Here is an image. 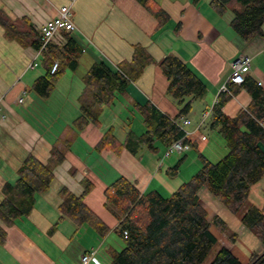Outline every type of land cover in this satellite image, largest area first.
<instances>
[{"label": "crops", "instance_id": "0c3cea01", "mask_svg": "<svg viewBox=\"0 0 264 264\" xmlns=\"http://www.w3.org/2000/svg\"><path fill=\"white\" fill-rule=\"evenodd\" d=\"M70 2L0 0V10L18 23L22 31H33L19 39L0 24V202L4 185L16 182L17 171L29 154L47 164L55 147L65 152V159L53 167L54 179L49 189L36 194L32 212L11 226L0 220L7 232L5 242L0 245V264H83L81 256L91 249H97V257L103 264H111L108 252L119 250L116 248L119 239L112 233L119 221L106 206L105 189L124 176L141 193L157 191L167 196L198 172L202 165L200 153L213 162L222 158L228 149L219 131L210 129L211 116L204 126L197 128L202 113L219 99L222 86L229 85L231 62L238 56L251 57L247 75L264 88V37L243 41L230 26L232 13L219 14L210 0H74L71 16L77 29L72 36L84 51L78 67L67 68L50 95L43 97L33 89V84L46 73V66L42 64V55L37 56L38 49L32 41L37 39L36 32L40 34L41 25ZM145 3L163 10L167 15L165 21L161 23ZM65 42L64 33L53 40L60 45ZM137 45L145 47L154 61L124 92L117 94L113 104L103 107L98 125L76 129L73 121L81 113L79 96L91 64L104 61L116 69L133 59ZM168 54L184 60L206 85L205 93L193 100L191 112L182 115L190 120L187 129L192 133L188 137L192 140L191 148L167 156L166 148L159 142L156 151L145 144L136 153L127 147L120 153L113 148L97 150V143L111 127L121 142L130 130L137 135L144 132L136 103L152 102L169 117L179 115L181 105L168 93L169 80L158 64ZM35 58L38 65L29 67ZM251 101V94L242 88L222 110L235 116ZM85 179L93 183L85 197L86 204L105 223L113 216L116 218L113 226L106 223L110 231L105 236L89 224L78 226L68 217L61 218L60 190L66 187L81 195ZM201 189L199 197L209 217L218 215L227 225L224 232L213 226L218 239L243 264H248L253 254L263 253V242L244 226L240 216L211 191ZM204 195L207 201L201 199ZM249 203L264 211V176L251 187ZM97 205L105 206L107 211L100 212ZM207 206L215 213H210ZM228 228L233 234L224 238ZM97 240L101 244H95ZM105 244L107 250L101 252Z\"/></svg>", "mask_w": 264, "mask_h": 264}, {"label": "trees", "instance_id": "16d2710c", "mask_svg": "<svg viewBox=\"0 0 264 264\" xmlns=\"http://www.w3.org/2000/svg\"><path fill=\"white\" fill-rule=\"evenodd\" d=\"M153 14L164 22L167 15L145 3ZM210 5L221 15L232 13L230 26L243 41L264 37V0H210ZM0 24L6 31L20 39L22 34H32V30L22 31L20 25L0 10ZM33 45L39 49L42 35L35 34ZM63 45L51 42L41 55L46 73L39 76L33 89L47 97L67 68L75 70L83 54V47L72 36L64 33ZM58 69L52 73L54 62ZM147 49L135 47L133 59L114 69L108 63L93 62L84 75V89L79 96L80 115L73 121L76 129L82 130L89 124L98 125L104 106L115 102L118 93L124 92L130 82L138 79L145 67L152 63ZM159 66L168 78V93L181 105L178 116L169 117L152 102L136 103L145 130L137 135L130 130L121 142L113 128H109L96 145L97 150L113 148L120 153L127 147L137 152L141 144L156 151V142L167 148L174 141L184 137V130L176 123L182 115L192 110V102L202 96L206 85L195 71L179 56L168 54L159 61ZM231 93L222 92L209 118L210 129H217L223 136L227 153L218 161L209 160L200 153L201 168L176 191L164 196L157 191L141 193L128 178L121 176L105 189L106 206L118 219L116 229L124 237L128 231L125 246L120 250H110L111 264H202L218 237L213 231L227 229L226 223L215 215L210 218L199 197V190L207 187L229 210L241 215L245 227L254 231L264 244V211L249 203L251 187L264 176V88L252 77L246 76L241 85L229 81ZM245 88L252 97L246 108H241L235 116L225 114L222 107L238 92ZM192 144V140L185 139ZM65 159L61 148H54L50 161L45 164L33 154H29L17 171L18 179L4 185V197L0 202V220L11 226L18 218L29 215L35 206L36 194L46 192L53 179V167ZM84 191L76 195L63 187V198L59 208L61 218L68 217L78 226L89 224L101 236L110 227L85 202L93 183L83 181ZM7 232L0 225V245L6 240ZM209 264H243L227 246H222ZM248 264H264L263 253L252 255Z\"/></svg>", "mask_w": 264, "mask_h": 264}, {"label": "built area", "instance_id": "2783aa9c", "mask_svg": "<svg viewBox=\"0 0 264 264\" xmlns=\"http://www.w3.org/2000/svg\"><path fill=\"white\" fill-rule=\"evenodd\" d=\"M74 0H71L69 4L62 5L58 11V14L44 22L40 27V33L42 35V43L40 48L37 50V56L41 55L44 51L47 50L48 45L53 42V40L61 33H74L77 29V26L71 16V7ZM35 58L29 64V67L35 68L38 65V61ZM232 72L230 75V81L235 82L238 85H241L245 81V77L251 70L252 59L250 56L242 54L235 58L231 62ZM59 67V61H55L51 72L54 73ZM221 92L231 93L229 86L227 84L223 85ZM20 101H23V98H20ZM218 102V99L213 103V105L207 108L201 115V120L197 129H200L205 125L206 120L211 116L213 112V107ZM176 123L184 130L185 135L183 138L174 141L170 146L165 150V155H170L172 153H182L191 148V144L186 142L192 133L187 129V125L190 123V120L187 117H180L176 120ZM205 138V137H203ZM124 237L128 236V231H123ZM81 261L83 264H103L97 257V249H91L81 256Z\"/></svg>", "mask_w": 264, "mask_h": 264}, {"label": "rangeland", "instance_id": "374dc122", "mask_svg": "<svg viewBox=\"0 0 264 264\" xmlns=\"http://www.w3.org/2000/svg\"><path fill=\"white\" fill-rule=\"evenodd\" d=\"M228 13H231V11H229ZM221 159V158H220ZM220 159H218V160H220ZM218 160H216V161H218ZM203 189H205L206 191H208L209 193H211L210 192V190L207 188V187H203L201 190H203ZM201 199L202 200H205V201H207L208 199H207V197L204 195V196H202L201 197ZM97 206H99L98 208H99V210H100V212H104V211H107V209H106V207L105 206H103V205H97ZM208 207V206H207ZM97 208V209H98ZM211 208V207H210ZM208 209H209V207H208ZM93 210V209H92ZM103 210V211H102ZM94 211V210H93ZM95 212V211H94ZM209 212L211 213H215L214 212V210L211 208V210L209 209ZM96 213V212H95ZM97 214V213H96ZM239 216H240V218H241V215L240 214H238ZM114 217V216H113ZM112 217V220L110 221H106V223L109 225V226H113V224H115L116 223V218L114 217L113 218ZM252 231V230H251ZM254 234H256L254 231H252ZM112 233H113V235L114 236H116L119 240H118V242H119V245L121 246V247H119V245L118 246H116V248H118L119 250H120V248H122V246H124L125 244H126V240L118 233V232H114V231H112ZM233 233H232V231H231V229H229L228 228V230L223 234V237L224 238H228V236H230V235H232ZM257 235V234H256ZM231 237V236H230ZM88 241H90V239L88 240ZM101 240H97V241H95V244H101ZM229 243H232L233 241H228ZM222 246H226L224 243H222L221 242V239H218V242H217V244L213 247V249L211 250V252L209 253V255H208V257L205 259V261L202 263V264H209L213 259H214V257L216 256V254H217V252H218V250L222 247ZM107 247H108V244H105L104 246H103V248L101 249V252L103 251V252H105L106 250H107Z\"/></svg>", "mask_w": 264, "mask_h": 264}, {"label": "water", "instance_id": "95a60500", "mask_svg": "<svg viewBox=\"0 0 264 264\" xmlns=\"http://www.w3.org/2000/svg\"><path fill=\"white\" fill-rule=\"evenodd\" d=\"M263 255H264V252H263Z\"/></svg>", "mask_w": 264, "mask_h": 264}]
</instances>
